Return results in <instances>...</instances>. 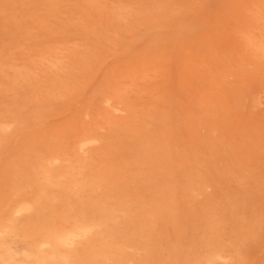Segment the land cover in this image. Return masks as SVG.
<instances>
[{
    "label": "rangeland",
    "instance_id": "obj_1",
    "mask_svg": "<svg viewBox=\"0 0 264 264\" xmlns=\"http://www.w3.org/2000/svg\"><path fill=\"white\" fill-rule=\"evenodd\" d=\"M0 233V264H264V0H0Z\"/></svg>",
    "mask_w": 264,
    "mask_h": 264
},
{
    "label": "bare ground",
    "instance_id": "obj_2",
    "mask_svg": "<svg viewBox=\"0 0 264 264\" xmlns=\"http://www.w3.org/2000/svg\"><path fill=\"white\" fill-rule=\"evenodd\" d=\"M99 74H100V73H99ZM104 101H105V100H104ZM108 101H110V100H108ZM103 103H105V102H103ZM105 107H106V104H105ZM109 107H110V106H109ZM109 107H108V108H109ZM87 139H88V138H87ZM87 139H84V140H87ZM84 140H83V141H84ZM90 140H93V139H90ZM79 141H80V140H79ZM81 142H82V141H81ZM78 149H80V148H78ZM81 149H83V148H81ZM78 151H79V150H78ZM85 158H86V157H85ZM134 177H135V176H134ZM24 203H25V202H24ZM19 205H20V204H19ZM19 205H18V206H19ZM21 205H22V208H23V206H27V204H21ZM21 205H20V207H21ZM28 205H29V204H28ZM18 206H17V207H18ZM24 208H25V207H24ZM13 209L15 210L16 208H12V210H13ZM111 209H112V208H111ZM14 210H13V211H14ZM28 212H29V211H28ZM12 214H13V213H12ZM183 217H184V216H183ZM256 217H257V216H256ZM152 219H153V217H152ZM257 220H259V219H257ZM76 225H77V224H76ZM76 225H75V227H77ZM87 226H88V225H86V229H87ZM91 226H92V225H91ZM91 226H89V228H90ZM82 227H85V225H83ZM92 227H93V226H92ZM94 227H95V226H94ZM98 227H99V226H98ZM80 228H81V227L79 226L78 229H80ZM95 228H96V227H95ZM73 229H75V228H73ZM73 229H72V230H73ZM76 229H77V228H76ZM81 229H82V228H81ZM81 229H80V233H81L82 235H85L86 232H85L84 230L81 231ZM93 229H94V228H93ZM2 230H3V229H2ZM4 230H5V229H4ZM4 230H3L2 234L4 233ZM88 230H89V229H88ZM5 231H6V230H5ZM70 231H71V230H70ZM75 231H76V230H73V231H72L73 234L71 233V234L65 235L64 237H58V236H59V235H58L57 238H55V237H54L55 235L53 236V234H52V237H53V239H56L55 242H57V244L60 243V242H62L63 244L67 243V245H68V242H71V241H72L74 238H76V237H77L78 240H79V237H78V236H80V234H79V235H77V233L75 234V233H74ZM91 231H92V230L90 229V232H91ZM66 232L68 233V231H65V233H66ZM90 232L87 231V233H90ZM65 233H61V235H62V234L64 235ZM0 234H1V233H0ZM90 235H91V234H90ZM88 236H89V235H88ZM86 237H87V235H86ZM82 238H83V237H82ZM83 239H85V238H83ZM87 239H88V237H87ZM87 239H85V241H87ZM80 240H81V239H80ZM75 241H76V239L74 240V242H75ZM76 243H77V242H76ZM83 243H84V242H83ZM41 244H42V243H41ZM39 245H40V244H38V247H39ZM47 245H48V243H47ZM58 245H59V244H58ZM70 245H72V244H70ZM73 245H74V244H73ZM129 245H130V244H129ZM68 246H69V245H68ZM43 247H46V246H43ZM48 247H49V246H48ZM60 247H61V246H60ZM64 247L66 248V246H64ZM71 247H72V246H71ZM71 247H69V249H70ZM122 247H123V246H122ZM124 247H125V246H124ZM130 247H131V246H130ZM62 248H63V246H62ZM67 248H68V247H67ZM110 248H111V247H110ZM37 249H38V248H37ZM39 249H41V248H39ZM111 249H112V248H111ZM115 249H116V248H115ZM124 249H125V248H124ZM128 249H129V248H128ZM125 250H126V249H125ZM175 250H176V249H175ZM174 252H175V251H174ZM51 253H52V252H51ZM122 253L124 254V252H122ZM142 253H143V252H142ZM51 255H52V254H51ZM143 255H144V254H143ZM112 256H114V255H112ZM9 257H10V256H9ZM34 257H35V256H34ZM48 257H49V256H48ZM52 257H53V256H52ZM57 257H58V255H57ZM60 257H61V256H60ZM118 257H119V256H118ZM10 258H11V257H10ZM10 258H9V260H10ZM35 258H36V257H35ZM50 258H51V257H50ZM47 259H49V258H47ZM51 259H52V258H51ZM60 259H61V258H60ZM212 259H213V258H212ZM49 260H50V259H49ZM62 260L64 261V257H62ZM66 260H67V259H65V262H66ZM41 262H42V261H41ZM127 262H128V261H127ZM63 263H64V262H63ZM125 263H126V260H125ZM130 263H131V262H130ZM41 264H42V263H41ZM106 264H107V263H106ZM110 264H111V263H110ZM126 264H128V263H126ZM207 264H209V263H207Z\"/></svg>",
    "mask_w": 264,
    "mask_h": 264
}]
</instances>
